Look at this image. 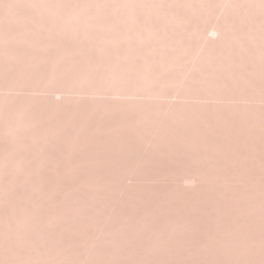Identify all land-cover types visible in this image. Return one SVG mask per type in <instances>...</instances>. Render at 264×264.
<instances>
[{"label": "bare ground", "instance_id": "obj_1", "mask_svg": "<svg viewBox=\"0 0 264 264\" xmlns=\"http://www.w3.org/2000/svg\"><path fill=\"white\" fill-rule=\"evenodd\" d=\"M27 1L29 4V0ZM47 1L44 2V7L42 4L39 5L40 3L35 4L39 5L35 8L40 10V7H42L47 14L51 12L49 15H45L44 18L18 17L20 12L18 14L16 12L18 11L16 10L17 4L15 5L16 16L7 17L6 12L9 11L7 13H10L12 8L6 6V9L9 8L10 10L5 12L6 17L2 15L0 18V86L3 89L5 87L6 94L9 91L14 92L16 89H25L26 91L38 92L36 94L39 96L32 97L29 93V97L24 93L25 96L17 95L19 92L17 90L15 96L21 97H15L13 93V95H0V170H2V166H10L9 169L11 167L13 169H10V171L8 169L9 175L14 174L11 171L13 172L15 168L18 175L20 174L19 176L21 174L24 176L22 167H30V172L40 168L45 173L46 167L53 166L57 168L59 166L61 169L60 166H64L62 176L77 175L83 178L80 184L74 185H81V188L85 186L89 190H94V194L96 191L101 190V192H96L94 196L93 193L92 195L89 194L95 197V201L98 199L104 201L111 190L116 192L118 190V194H120L119 192L124 189H120V182L124 180L128 173H136V175L132 174L135 175L134 177L140 184L128 187L125 186L127 183L124 184L123 198L120 201L118 198L119 204L117 202L116 206H118L115 210V206L111 205L113 210L110 209L111 212H108V216L105 213L103 214L106 217H102L104 219L101 223L99 222L101 225L100 230L98 229V222L95 223L98 219L93 221L99 230L98 233L94 231L95 234H93L95 236L100 235H98V239H95L97 238L95 236V238L93 237L96 246L92 249V253L89 250L88 261L86 260V263L83 264H96V262L98 264V260L102 262V259L115 262H124V260L169 261V259L178 260L181 258L186 260V257L194 258L193 263L195 259L198 262L201 259L208 262V264H264V193L256 195L252 193L241 194L242 183H264V105L168 102L167 100L165 103L162 100L163 103L157 100L159 97H169L175 87V90H179L182 97L185 98L264 102V33H260V31L257 34L246 33L240 36L231 25V19L235 18L234 16L256 18L259 22L264 21V0H218L216 4L220 6H216L218 8L215 12L213 11L214 14L218 15L228 5L225 14H222L223 12L219 13L224 15L221 17L222 21L217 20V22H220L217 23V26L214 24L210 26V23L212 24L210 22V27L207 25L202 33L195 28L196 32L200 33L199 36L202 40L198 42L196 38H199V36L194 33L197 36L195 39L199 45L196 44L197 48H195L194 54H191L192 56H189V53L193 51L195 45L190 47L187 37L183 36L185 43H189H186V48L183 46L184 42L180 47L175 39H159V36L164 37L160 35V32L156 33L159 31L157 29L160 28H154V21L153 29L150 28L147 16L145 19L144 16L140 17L135 13H131V10H126V15L121 17L104 16L101 11L100 15L96 16L83 15V11L79 10L80 5L84 6L82 4H78L79 9H76L78 10L76 13L71 14V9L69 11L71 15H68L64 12L66 9L64 10V7L60 5H63L62 1L59 3L60 0ZM183 1L185 4L186 2H192V0ZM152 2L154 1L151 0ZM180 2L179 4H181ZM193 2H196V0H193ZM203 2H209V0ZM0 3L1 7L5 4L3 0ZM146 3L148 2H145L142 7ZM154 3L157 4V2ZM133 4L131 3V5ZM185 4L183 6H187ZM153 5L156 8L159 7L158 4ZM29 6L32 7L31 3ZM4 7L3 9H5ZM61 7L64 10L63 12ZM97 7L99 11V5ZM152 7L151 5L150 8ZM24 8L26 7L24 6ZM3 9L1 8L0 15L1 12H4ZM209 12H212V10ZM170 15H168V20L173 17V15L169 17ZM190 15L188 14L189 17ZM178 17L183 18V16L175 15V19H178ZM189 17L187 18L189 19ZM192 17L190 19L194 21L198 18L197 16L195 19ZM161 18H158L161 22H165V24L168 22L167 17L164 18L167 22L163 18L161 20ZM181 18L179 19L181 23L178 20L177 22L180 24L185 23L182 22L183 19L181 20ZM145 20H147L146 23L149 24V27L146 26ZM172 21L168 28L171 27ZM156 23L157 21L155 25ZM179 23L175 22V24L180 25ZM186 23L187 27H192ZM232 24H234V21ZM198 25L196 23L194 27H198ZM178 27L180 28L181 25ZM182 27L184 28V26ZM174 28L175 30L171 28L173 32L179 30L176 27ZM202 28L199 26L198 29L202 30ZM185 30L187 31L186 27ZM191 31H193L192 28ZM209 32H212V38H214L213 36L218 38L215 40L209 39L211 45L209 43L207 47L208 41L205 42L204 40ZM180 35L179 33V37L176 38L180 39ZM168 37L170 36L168 35ZM158 39L163 52L165 48V51L168 50L169 53H171L169 49H174L172 55L166 57L167 53L160 52L163 55L167 54L164 58L161 57L159 51L157 53L154 46L157 44ZM149 40L150 43H152V40L154 41L151 48L145 44ZM180 41L178 40V43ZM194 41L193 44H195ZM202 42L207 44L203 47L204 49L207 47V49L205 52L202 49L201 53ZM144 44L145 48L142 47ZM187 44L189 48H187ZM215 45L218 47L215 48ZM244 46L249 47L250 50H246L249 56L244 53L246 52ZM179 47L181 49H178ZM241 48L244 49V52ZM154 49L156 50L154 51ZM186 49L191 51L189 53L188 50L186 51V54H189L188 58L190 57V64L184 65L183 67L187 66V68H181L183 69L182 72L177 66L179 64L177 60L181 61V59H178L181 56L179 53L184 56ZM241 52H243V55H241ZM245 54L247 57H245ZM76 60L79 61L76 63ZM187 60L182 59L184 62H187ZM176 73H178V76ZM62 80L65 82L63 83ZM56 82H59L60 85ZM169 87H173V90H170ZM39 91L51 92L50 95H54L53 97L56 96L55 94L59 96V94L64 93L61 95L64 98L63 100L60 99L62 102H57L52 96L51 98H46L44 95L43 97L40 96ZM168 91L169 94L166 93ZM21 92L23 91L21 90ZM67 93L87 94L91 97L93 95V97L86 96L90 100L83 98L87 101L84 104H81L83 101L77 104V101L82 100L83 96L81 95L82 97L79 100V98L75 99L74 94L67 97ZM31 94L35 96L34 92ZM73 95L74 98L71 99ZM101 95H106L108 99L105 98L106 96L100 98ZM134 95H146L153 99L128 98ZM96 96L97 99H95ZM111 96H119V98L110 99ZM145 150H147L146 153ZM143 151L145 154H142ZM141 155L143 156L141 157ZM27 168L24 172H27L29 169ZM59 168L57 170H60ZM38 169L37 171L34 170L32 176H37L35 172L42 174ZM52 169L50 171L56 173V169L55 171ZM19 171H22V173H19ZM17 172L15 173L17 174ZM41 174L39 176H42ZM58 175L56 176L59 177ZM13 176L11 175V178ZM49 176L47 175L50 180L51 176ZM47 177L45 176L44 179L38 177L43 181L36 178V181L40 180L39 183L38 181L35 183L33 180L35 184L41 183L40 185H42L43 182L44 184L42 186L33 184L30 187L32 189L29 188V184H32V179H35V177L30 178L31 182L28 181V184H25L27 191H30H28L29 196L26 194L28 192H21V194H24H22L24 199L20 193L17 196V191L13 192L14 186L22 185L23 177L19 179L16 176L15 181H13L14 178L7 177V179L0 181V208L4 206L6 210L8 206L7 210H4L5 212L2 211L3 213H1L0 211V215L3 214L5 217V213L9 212V214L6 213L9 215L8 217L6 215V218H2L3 215L0 216L5 220H0V222H4L0 223V226L2 225V228L0 227V237L1 239L2 236L4 237V231H7V229L8 231H5V234L9 232L13 234V232L18 231L16 232L18 234H16L17 243L16 235H5L8 240L13 239L12 241H15L10 240L13 243L12 246L18 249H16L17 251L14 250L15 252L12 251L13 254L10 253L11 255L17 256L21 248L25 251L30 248L29 244L31 245L30 239L32 238L25 237V234L32 227L33 223L31 222H34L33 219L36 218L34 204H31L33 199L27 200L28 197H32L31 194H34L31 190L38 191L37 193L42 195L40 196L41 200H44V203L48 206H52L51 209L54 213L50 212L51 209L47 211L46 207V210L43 211L47 213L44 214L45 218L42 216L43 213L40 217H43L44 220H47L48 216L49 218L53 217L54 219L52 218L51 221L56 218V210H53L55 208L52 205L54 203H48L50 202L48 196L52 192H58L59 189L56 191V188L59 184L56 183L57 186L51 185L52 183L47 180ZM166 180L177 182L179 185L174 183L178 186L172 184L175 187L171 186V189L169 186L164 185L169 188L165 189L164 187H157L156 184L155 186L154 184L147 185L143 183L151 181L162 183ZM10 181L15 182L14 185ZM10 183H12L11 186H9ZM167 183L169 184V182ZM68 185L65 186L67 188L65 191L75 192L72 190H76L73 187L76 188L77 186ZM49 186H52V189ZM67 186L70 187L69 190ZM85 187L84 190H86ZM11 188V193L16 194L11 195L9 192ZM39 189L41 190L39 191ZM46 189L52 190L46 192L47 197L44 196L45 193L43 192ZM63 191H61V195L64 194L63 198L65 199L66 196L68 197V193H63ZM85 192H83L84 195L82 193V196H85L87 201L91 196L88 195L86 199ZM87 192L89 193V191ZM116 192L114 193L117 194ZM97 193L100 194L97 195ZM75 194L77 193L75 192ZM75 194L73 195L75 196ZM13 195L16 198L18 197L17 199L21 197L22 200L19 199V202L24 204L25 200L26 204L30 202L29 204L33 207L28 204L29 208L33 209L34 212L31 210L27 212L28 206H24L22 203L17 205L20 206L17 208L16 204L19 202L15 196L10 199V196ZM119 196L121 197V195ZM60 199L63 200L62 197ZM94 200L92 199V201ZM100 200H98L99 203ZM145 200L148 201L147 204L150 203L152 209L148 210L144 206L146 203L142 204ZM14 201L17 202L14 204ZM92 201L89 203L92 204ZM93 205L98 207L96 203H93ZM77 207L81 208L79 205ZM77 207H75L77 209H75V214H72V218L69 220L76 221L75 218L81 217H78L80 212H78ZM94 207L92 210L96 209ZM103 207L107 208L106 205ZM14 208H17L16 212L18 209L21 211L16 213ZM86 211L88 212V210ZM96 211L94 212L95 216L97 215ZM76 212L79 215L74 217ZM29 213H32L31 216ZM56 213H59V211L57 210ZM99 213L101 215L102 211ZM13 214L19 215L16 217ZM110 214L111 217L107 222L106 220ZM92 216H90L91 219ZM95 216H93V219L98 217ZM64 218L67 217L64 216ZM82 218L84 217L80 218L81 222L85 220H82ZM7 219L8 221H6ZM9 219L11 220L9 221ZM86 219H89L88 222L91 221L89 217ZM28 220L32 221L29 222ZM44 220L42 219L41 222ZM27 221L30 226H28ZM11 222L15 226L10 225ZM81 222L78 224L79 228L82 225L81 227L84 229V225H80ZM93 222L89 223L93 224ZM3 224L7 229L4 228ZM95 224H93L94 227ZM77 228H74V231ZM80 233L77 234L80 235ZM84 234L88 233L85 231ZM83 235L80 240L78 239L79 241H86L83 238L85 235ZM9 236L14 238H9ZM5 237L4 240L0 239V250L5 245ZM42 237L47 239L50 236L47 235L46 237L45 234L44 236L42 234L41 237H38V234H35L32 240L40 239L42 242L44 240ZM87 237L90 236L87 235ZM93 238L90 239L95 245ZM90 239H87V242ZM21 243L22 245H20ZM24 244L28 247L26 248ZM70 244L76 249L77 246H74L72 242ZM18 245L20 246L18 247ZM62 246L65 247V245H61V248H63ZM181 247H184V249H181ZM67 249H70V247L68 248L66 245L65 250L63 249V252L65 251L64 256L68 254L66 253ZM69 252L71 251L69 250ZM25 254L27 253L25 252ZM68 255H66L68 258L64 257L65 262L69 259L70 253ZM5 256L4 254L3 259L1 258L2 255L0 256V264L5 261ZM15 256H12L14 258L10 264L19 263ZM33 259L27 260L33 261ZM27 260L24 261L27 262ZM192 260L190 261L192 262Z\"/></svg>", "mask_w": 264, "mask_h": 264}, {"label": "rangeland", "instance_id": "obj_2", "mask_svg": "<svg viewBox=\"0 0 264 264\" xmlns=\"http://www.w3.org/2000/svg\"><path fill=\"white\" fill-rule=\"evenodd\" d=\"M1 1V0H0ZM35 1V3H33L32 4V2H34ZM43 1V2H42ZM45 1H47V0H41V2H40V0L37 2V0H29V4L31 3V5H32V7L31 6H29V4H28V1L27 0H18V2H17V0H3V3H5V4H3V6L1 7V3H0V10H1V8L3 9V7L5 8V9H3L2 11H4V12H1V15H0V18H1V16L3 15V17H4V15H5V12L7 11V10H10L9 8L8 9H6L8 6L10 7V8H12V10H10V13H12V14H14V15H12V14H10V13H7V12H9V11H7L6 12V15H7V17H10V16H16L17 14H18V12H20V15L18 14V17L19 16H21L22 18H27V17H29V18H34V19H40V18H44V16L45 15H49L51 12H49L48 14L44 11V8H42V7H40V10H39V8H35L36 6L37 7H39V5H41L42 4V6H43V4H44V2ZM62 1V3H63V5L62 4H60L62 7H64V10L62 9V7H61V11L63 12H65V13H68V15H71V14H74V13H76L78 10H76V9H79V5L78 4H82V5H84V6H81L80 5V9L79 10H82L83 11V15H94V16H96V15H100V13L102 12V15H106V16H108V17H113V16H115V17H121V16H123V15H126V10L128 11H130L131 13H135V14H137V15H139L140 17L142 16H144L145 17V19H146V16L148 17L147 19H148V22H150V28H152V25H153V21H154V28H160V29H157V31L158 32H156V33H161L160 35L161 36H164V37H160L159 36V39L160 38H163L162 40H167L168 38H170V39H175V41H177V44H180V47H182V43H183V46L186 48V43H188V42H186L185 43V38L183 37V36H185V37H187V41H189V46L191 47L192 45H195V47L194 46H192V47H194V49L195 48H197V46H196V44H197V40H198V42L200 41V40H202V39H200V37L201 36H199V34L200 33H202L203 31H204V28L208 25V27H210V26H212L213 24L214 25H218L222 20H221V17H223L224 15H221V14H219V13H222V14H225L224 12H226V9H227V6L228 5H226L225 7L226 8H224L223 10H221L219 13H218V15L217 14H214V12H215V10L220 6L219 4H216L217 3V1L218 0H209V2H203L204 0H198V2H197V0H196V2H193V0H192V2H190V3H187L186 2V4H187V6H183L184 4H185V2L183 1V0H181L182 2H180L179 0H153L154 2H157V4L156 3H154V2H152L151 3V0H147V1H143V2H141L140 0L139 1H137V0H125V1H123V0H65V2H64V0H60V1H58V3L59 2H61ZM128 1V2H127ZM131 1V3H134L133 5H131V3H129ZM137 1V2H136ZM161 1V2H160ZM181 3V4H179V2ZM211 1L213 2L212 4H211ZM216 1V2H215ZM8 2V3H7ZM11 2V3H10ZM14 2H16L15 4H14ZM21 2V3H20ZM26 2L27 4H24V3ZM48 2V1H47ZM97 2V3H96ZM121 3V5H120V3ZM145 2H148V3H146V5L147 4H149L148 6H149V8H148V6H144V7H142V5H144L145 4ZM159 2H160V5H159ZM163 2V3H162ZM214 2H215V4H214ZM19 3H20V6H19ZM40 3V4H39ZM64 3H66V4H64ZM137 3V4H136ZM139 3V4H138ZM143 3V4H142ZM161 3H162V5H161ZM168 3V4H167ZM191 3H192V5H191ZM195 3H196V5H195ZM221 3V2H220ZM6 4H8V5H6ZM18 6H17V5ZM35 4H39V5H35ZM153 4H155V5H157V6H159V7H157L156 8V6H154ZM185 4V5H186ZM197 4H199V5H197ZM209 4V5H208ZM211 4V5H210ZM14 5V7H12V6ZM15 5H16V8H15ZM66 5V6H65ZM97 5H99V11L97 10ZM124 7H123V6ZM130 5V6H129ZM153 6L152 8H150V6ZM176 5V6H175ZM181 5V6H180ZM7 6V7H6ZM24 6L26 7V8H24ZM93 6V7H92ZM121 6V7H120ZM188 6H191L190 8L188 7ZM194 6H195V8H194ZM216 6H218V7H216ZM29 7H31V8H29ZM44 7V6H43ZM74 7H75V9H74ZM81 7H82V9H81ZM123 7V8H122ZM125 7H126V9H125ZM174 7V8H173ZM177 7V8H176ZM21 8V9H20ZM129 8V9H128ZM165 8V9H164ZM185 8V9H184ZM192 8V9H191ZM18 10V11H16V10ZM25 9V10H24ZM72 9V10H71ZM74 9V10H73ZM84 9V10H83ZM95 9V10H94ZM134 11H133V10ZM154 9H156V10H154ZM163 9V10H162ZM175 9V10H174ZM184 9V10H183ZM22 12H21V11ZM41 10H43L42 11V13H41ZM71 10V12H69ZM162 10V11H161ZM210 10H212V12H209ZM17 12V14H16V12ZM26 11V12H25ZM40 11V12H39ZM101 11V12H100ZM157 11V12H156ZM161 11V12H160ZM181 11V12H180ZM214 11V12H213ZM13 12H15V13H13ZM25 12V13H24ZM28 12H29V14H28ZM31 12V13H30ZM99 12V13H98ZM4 13V14H3ZM23 14V16H22V14ZM71 13V14H70ZM170 13H171V15H170ZM8 14H10L9 16H8ZM27 14H28V16H27ZM35 14V15H34ZM44 14V15H43ZM167 14V15H166ZM188 14H193V15H195V16H191L190 15V17H192L193 19H195L196 18V16L200 19V23L198 22L199 21V19L198 18H196V22L194 21V20H192V19H190V17L188 16ZM212 14V15H211ZM215 15V17H216V19H215V17H214V15ZM6 15H5V17H6ZM43 15V16H42ZM165 15V16H164ZM168 15H170L169 17H172V15H173V17H172V19L174 18L175 19V15L176 16H183V18H181V17H178V19H173V21H172V19L171 20H168ZM221 15V16H220ZM156 16H160V17H157L156 18ZM189 17V19L186 17ZM218 16V17H217ZM165 18V17H167V20H168V22L166 21V19H164L167 23L165 24V22H161L159 19L160 18ZM214 17V18H213ZM220 17V18H219ZM235 18H233V19H231L232 20V23H233V21H234V24H232L231 23V25H233L232 27L234 28V31H236L237 33H239V35L241 36V34H246V33H259L260 31V33H264V21L262 20L261 22H259L256 18H252V19H250V18H241V17H238V16H234ZM149 18H150V20H149ZM159 18V19H158ZM162 18H161V20H162ZM181 18V20H182V22H188V23H186L187 25H189L192 29H193V31H191V28H189V27H187L186 25H185V23H183V24H180L181 22L179 21V19ZM217 18H219V19H217ZM152 19V20H151ZM184 19H187V20H189V21H187V20H184ZM212 19H214V20H212ZM255 21H254V20ZM157 21V23H156V25H155V22ZM177 20L180 22H177ZM215 20H216V22H215ZM217 20L218 21H220V22H217ZM146 21L147 20H145V23H146ZM172 21V24H171V27L170 28H168L170 25V22ZM194 21V23H192ZM202 21V22H201ZM252 21V22H251ZM258 21V22H257ZM151 22H152V24H151ZM175 22L176 23H179L180 25H181V29L178 27V26H180V25H178V24H175ZM210 22H212V24L210 23ZM256 22V23H255ZM175 25H177V26H175ZM189 23H191L192 25H190ZM196 23H197V25L198 24H200V25H198V27H194L195 25H196ZM209 23H210V26H209ZM218 23V24H217ZM243 23H244V25H243ZM147 25V27H149V24L148 23H146ZM168 25V26H167ZM174 25V27H176V28H178L179 30L177 31H172L173 29L175 30V28L174 27H172ZM234 25H236L235 27H234ZM160 26V27H159ZM163 26V27H162ZM182 26H184V28L182 27ZM199 26H200V28H202L201 26H204L203 28H202V30L201 29H198L199 28ZM255 26V27H254ZM185 27H186V29H187V31L185 30ZM194 27V28H193ZM171 28H173V29H171ZM190 30H189V29ZM200 32V33H198V32H196V29ZM237 30H236V29ZM153 29V28H152ZM161 29H163V30H161ZM168 29H169V31H168ZM171 29V30H170ZM195 29V30H194ZM167 30V31H166ZM184 30V31H183ZM190 31V33H189V31ZM179 31H182V32H179ZM185 31H186V33H185ZM195 31V32H194ZM243 31V33H241ZM167 32V33H166ZM169 32H170V34H169ZM175 35V37H173L174 35L172 34V33ZM184 32V33H183ZM193 32V33H192ZM179 33L181 34L180 35V39H178V38H176V37H179L178 35H179ZM194 33H197L196 35L197 36H199V38L194 34ZM170 36V37H168V35ZM167 35V36H166ZM166 37V38H165ZM182 37V38H181ZM191 37H193V38H191ZM197 37V38H196ZM210 37V38H209ZM214 38H212V32H209V34H208V36H207V38L204 40L205 42H207V44L205 43V42H202V44H201V46L202 47H200L201 49H200V52L202 53V49L204 50V52H205V50L207 49V47L209 46V43H210V45H211V42L209 41V39H211L212 38V40H215V39H217L218 37H216V36H213ZM216 37V38H215ZM165 38V39H164ZM197 40H196V39ZM159 39L156 41V43L157 44H155V46H154V48H156L157 49V53H158V51H159V54L160 55H162L161 57H164V58H166V57H168L169 55H172V52H173V50L174 49H169V51H171V53H169L168 52V50H166L165 51V49H164V52L165 53H167V54H165V55H163V54H161L160 52H163V50H162V47L159 45ZM192 39H193V41L194 40H196V41H194V43L195 44H193V41H192ZM169 40V39H168ZM178 40L180 41V40H183V41H180L179 43H178ZM148 42V43H147ZM145 44H146V46L148 47V46H150V48L152 47L151 45L153 44L154 45V41L152 40L151 42L152 43H150V40L149 41H147ZM145 44L142 46V47H144L145 46ZM188 44H187V48H189V46H188ZM157 45H159V46H157ZM197 45H199V43L197 44ZM204 45H207V47L204 49L203 47H205ZM145 46V47H146ZM144 47V48H145ZM178 48V49H181V48ZM183 47V48H184ZM215 48L216 47H218L217 45H215L214 46ZM245 47V48H244ZM243 48L245 49V51L246 50H248L249 49V47L248 46H244ZM248 47V48H247ZM164 48V47H163ZM156 49H154V51L156 50ZM159 49V50H158ZM177 49V50H178ZM194 49H192L193 51L191 52V51H189V49H186L185 50V55L183 56L182 55V53H179L181 56L180 57H184V58H178V55H177V58L178 59H181V61H178L177 60V62L179 63L177 66L180 68V70H182V72H183V69H181V68H187V66H185V67H183L184 65H188V64H190V57L188 58V55L189 56H192L191 54H194V51H196V49L194 50ZM244 49H242L241 48V50H243V52H244ZM176 50V49H175ZM188 50V51H187ZM250 50V49H249ZM248 50V51H249ZM179 51V50H178ZM189 53V52H191V53H189L188 55L186 54L187 52ZM248 51H246V52H244V53H246L247 55H248ZM163 52V53H164ZM243 52H241V55H243ZM183 53V54H184ZM200 53V54H201ZM245 54V55H246ZM167 55V56H166ZM244 55V56H245ZM247 55L245 56V57H247ZM158 56V55H157ZM166 56V57H165ZM187 56V57H186ZM197 56H198V54H197ZM249 56V55H248ZM150 58H152L151 56H150ZM149 58V59H150ZM153 59V58H152ZM182 59L183 60H187V62H184V61H182ZM79 61V60H78ZM77 60H76V63L78 62ZM196 62H197V60H195ZM185 64H184V63ZM189 62V63H188ZM75 63V62H74ZM73 63V64H74ZM180 63H183V64H180ZM182 66V67H181ZM178 68V69H179ZM177 69V68H176ZM177 69V70H178ZM184 69V70H185ZM179 70V71H180ZM69 74V73H68ZM176 75L178 76V73H176ZM62 82L64 83L65 81L64 80H62ZM62 82L60 81V83L62 84ZM57 83H59V82H56V84ZM60 83H59V85H60ZM170 88V87H169ZM168 88V89H169ZM173 87H171L170 88V90H173V92H171L170 90V92H171V94L169 95V97H159L157 100L158 101H168V102H181V101H183V102H207V103H211V104H213V102H215L214 104H216V103H247V105H248V103H250L249 105H251V106H255L256 104L258 105V104H261V105H264V102H258V101H254V102H244V101H241V102H239V101H237V102H235V101H231V100H224V99H220V100H214V99H208V98H185V97H182V95L180 94V92H179V90L177 91V90H175V87L172 89ZM4 89H5V87H4ZM3 88H1V86H0V95L2 94H6V89L4 90ZM19 91V92H21V90L23 91V92H21V93H19L18 92V94L16 93L17 91ZM16 90H14V92L13 91H9L7 94L9 95H13V96H15L16 94L17 95H19V94H21V96H25V95H23V93L24 94H26V96L28 95V97H29V94H30V96H32V97H37L38 95V92H35V91H30V90H25V89H16ZM50 90V89H49ZM6 91V92H5ZM166 92V93H170V92ZM27 92V93H26ZM34 92V94H35V96H33V94H31V93H33ZM13 93V94H12ZM29 93V94H28ZM37 93V94H36ZM6 94V95H7ZM39 94H40V96L42 95V97H43V95L44 96H46V98L47 97H50L51 98V96L53 97L54 95H50L51 94V92H42V91H39ZM55 94V93H54ZM62 94H64V93H62ZM61 94V95H62ZM68 94V95H67ZM67 94H65V95H67V97H69V95H72V94H74L75 95V99H78L79 98V100H80V97H82V100H80V101H77V104H78V102H82L83 101V103H81V104H84L86 101H87V99L86 100H83V98H88V97H90V98H92L93 97V95H92V97H91V95H87V94H78V93H72V94H69V93H67ZM167 94V95H168ZM48 95V96H47ZM50 95V96H49ZM56 96L55 97H53L54 98V100L56 99V101L57 102H62V100H63V98L64 97H61V95L59 94V96H58V94H55ZM74 95L72 96V98L71 99H73L74 98ZM82 95V96H81ZM21 96H15V97H21ZM59 98H58V97ZM86 96H88V97H86ZM106 96V95H105ZM104 95L102 96H100V98H103V97H105ZM39 97V96H38ZM57 97V98H56ZM61 97V98H60ZM71 97V96H70ZM95 97V96H94ZM99 97V96H98ZM111 97H113V96H111ZM110 97V99H114V98H116V99H118L119 98V96H117V97H113V98H111ZM45 98V97H44ZM105 98H107V96L105 97ZM128 98H132V99H143V100H148V99H153L152 97H149V96H146V95H134V96H130V97H128ZM59 101H58V100ZM60 99H62L61 101H60ZM66 99V98H65ZM64 99V100H65ZM95 99H97V96H96V98ZM99 99V98H98ZM108 99V98H107ZM88 100H90L89 98H88ZM93 100H94V98H93ZM115 100V99H114ZM162 101V102H163ZM166 101V102H167ZM163 102V103H164ZM165 102V103H166ZM80 104V103H79ZM253 104V105H252ZM146 151L147 150H145V153H146ZM144 153V151L142 152V154ZM144 153V154H145ZM137 155V154H136ZM143 155H141V157H142ZM131 166V165H130ZM9 167L10 166H2V170H0V181H2L3 179H7V177H9V178H11V175H14L13 176V178H11V179H13V181H15V177L17 176V177H19V179H21L22 177V179H23V182H21V186H17V184H15L17 187H15L14 186V191L13 192H15V191H17L18 193H17V196H18V194L20 193V195L22 196V198H23V195L21 194V192H28L27 191V187H26V183L28 182V181H30L31 182V179H32V177L34 178L35 177V179H32V181L34 180L35 181V183L38 181H36V178H38V177H42L43 179H44V177L46 176L47 177V175H50L51 176V178H50V180L48 179V177H47V180H49V181H51V183L49 182V181H47V182H49L51 185H55V186H57L56 185V183H58L59 184V188L57 187L56 188V191H57V189H59L58 190V192H55V193H53L52 192V194H48L49 196L48 197H50V200H49V198H48V200L50 201V202H48L49 204L50 203H54V204H52L53 205V207L55 208V209H53V210H56V212H57V210L59 211V213H56L55 212V220L54 221H51V219L53 218V217H51V218H49V216L47 217V220L45 219L44 220V214H47V213H44L43 211L44 210H46L45 208L47 207V211H50V209H51V207L52 206H48L47 204H45L44 203V200H41V197L40 196H42V195H39L37 192H35L36 190H31L34 194H31L32 195V197L30 198V197H28L29 199H27V200H30V199H33L32 201H33V203H32V201H31V204H34L33 206H34V210H35V212H34V210L32 209H30L29 208V205H31V204H29L30 202H28V204H26V200H25V204L23 203V202H19L18 200L19 199H21V197L19 198V199H17L16 198V196L15 195H13V196H10V199H12L14 196H15V198H16V200L19 202L18 204H16V207L17 208H19L17 205H19V204H23L24 206H28V208H27V212L28 211H32V212H34L35 214H36V218H34L33 220H35L34 222H31L32 220H28L29 222H31V223H33L32 224V229L30 228V231H28V233H26V234H28V235H26L25 234V237L27 236L28 237V239H30V238H32L33 239V237L35 236V234L37 235L38 234V237L40 236H42V234H43V236H44V234H45V236L47 237V235H49L50 237L48 238L47 237V239H44L43 237H42V239H44L42 242H41V240L40 239H35V240H32V239H30L31 240V245L29 244V242H28V244H29V246H30V248H28L27 250H23L22 248L20 249V251H18L19 253H18V257L17 256H15V255H11V254H13L12 253V251H14V250H16L17 248H15L14 246H12L13 245V243H11L10 242V240H8V238H7V236L5 237V235L6 234H12V233H6L5 234V231H4V237H5V242H4V247L2 246V248H4V249H2L1 248V250H0V256L2 255V259H3V255L5 254L6 256L4 257V259H5V261L3 262V264H5V263H11L12 261L11 260H13V258H12V256H15L16 258V260L18 261L19 260V263L18 264H75L76 262H78V263H76V264H83V263H86V260L88 261V257H89V255H90V252L92 251V249H94L95 248V246H96V242H95V239H98V235H100V234H98L97 236H95L94 234H95V232L96 233H98L99 232V230H100V223H101V221L106 217L105 215L107 214V216H108V212H111L112 210H113V206H115L114 207V210L117 208V206H116V204H117V202H118V198H119V201L121 200V198H123L122 196H123V194H124V192H122V190H124L125 189V187H124V184L125 183H127V185L125 184V186L126 187H128V186H133V185H136V184H140V182L134 177L135 175H136V173H134V172H131V173H128V175L124 178V180L123 181H121V182H123L122 184H121V182H120V184L119 185H121V187H120V189L121 188H124V189H122L121 190V192H119L120 194H118V190H117V192L116 191H110V192H108L109 194H107V198L103 201V200H100V199H98V200H100V203H99V201L97 202V201H95L94 199H95V197H92L91 195H92V193L94 192V190H89L87 187H85V186H82L83 188L85 187L86 188V190H84L83 188H81V185H74V184H80V181H81V179H83L81 176H77V175H71L73 172L71 171V177L68 175H63V176H65V177H63L62 176V172H63V170H64V166H60L61 167V169L59 168V166H57V168H59L60 170H62V168H63V170L62 171H60V170H57V168H54L53 166L51 167V166H49V168L51 167V169L53 170V171H55V169H56V173H54V172H52V171H50L51 169H49L48 167H46L47 168V170L45 169V166H43V168L46 170V172L44 173L43 171H41L40 170V168L38 169V171L39 172H42V176H39L40 174L38 173V172H35L36 174H37V176H35V175H33L32 176V174H34V170L35 171H37V169H34V170H32V172H30V167H22L23 168V170L25 171L26 170V168L29 170H27V172H24L23 171V173H24V176L21 174V176H19L18 175V172H17V170H15V168H14V170H15V172H17V174L14 172V170H13V172L11 171V173H14V174H10L9 175V171H10V169L12 170L13 168L11 167L10 169H9ZM20 168V167H19ZM19 168H17L18 170H20ZM32 168V167H31ZM42 168V167H41ZM42 168V169H43ZM0 169H1V166H0ZM8 169H9V171H8ZM43 169V170H44ZM44 170V171H45ZM136 170H137V168H136ZM48 171V172H47ZM57 172H58V174H57ZM59 172H61V173H59ZM136 172V171H135ZM19 173H22V171L20 172L19 171ZM49 173V174H48ZM132 173H134L135 175H133ZM26 174V175H25ZM39 174V175H38ZM44 174H45V176H44ZM7 175V176H6ZM16 175V176H15ZM56 175H58L59 177H57ZM32 176V177H31ZM49 176V177H50ZM62 176V177H61ZM56 177V178H55ZM79 177V178H78ZM31 178V179H30ZM54 178V179H53ZM10 179V180H11ZM30 179V180H29ZM38 179H40V180H42L41 178H38ZM16 180H18V179H16ZM40 180L38 181V183L40 182ZM9 181V180H8ZM34 181L32 182V184H29L28 186H29V188L31 187V185H33V184H35L34 183ZM43 181V180H42ZM41 181V182H42ZM55 183H53V182ZM83 181V180H82ZM138 181V182H137ZM171 180H166V182L165 181H162V183H158L159 185H161V186H159L157 183H156V181L155 182H143L144 184H150V185H157V187H164L165 189L167 188V187H165L164 185H167V186H169V188L171 187V186H173V188L175 187V186H178L179 185V183H177V182H170ZM10 182H12V181H10ZM16 182H19V181H16ZM46 182V183H47ZM165 182V183H164ZM167 182H169V184L167 183ZM13 183V182H12ZM12 183H10V185L9 186H11V184ZM15 183V182H14ZM14 183L12 184V185H14ZM37 183V184H38ZM84 183V182H83ZM142 183V182H141ZM174 183H177V184H174ZM28 184V183H27ZM37 184H35V185H37ZM41 184V183H40ZM40 184H38V185H40ZM44 184V182L42 183V185ZM68 184H73L72 186H77L76 188L75 187H73L74 189H76V190H72L73 188L71 187V190L72 191H75L77 194H75V192H66L65 190H67V188L65 187L66 185H68ZM81 184H82V182H81ZM172 184H174V185H172ZM42 185H40V186H42ZM70 185H68V186H70ZM155 185V186H156ZM246 187H245V186ZM24 186V187H23ZM64 186V187H63ZM67 186V187H68ZM250 186V187H249ZM257 186V187H256ZM26 187V188H25ZM51 187V189H52V186H49V188ZM9 188V187H8ZM12 188H13V186H12ZM12 188L10 189V193H11V190H12ZM16 188V189H15ZM19 188V189H18ZM25 190H24V189ZM28 188V189H29ZM35 188V187H34ZM33 188V189H34ZM42 188V187H41ZM48 188V187H47ZM63 188V190L65 191H63V190H61ZM69 188L70 187H68V190H69ZM163 188V189H164ZM169 188H167V189H169ZM172 188V189H173ZM191 188H193V187H191ZM30 189H32V188H30ZM51 189H48V190H51ZM54 189V188H53ZM129 189V188H128ZM128 189H126V190H128ZM171 189V188H170ZM22 190V191H21ZM41 189H39V191H40ZM48 190L46 189V191H43L44 193H45V195L44 196H46V192H48ZM52 191V190H51ZM55 191V190H54ZM61 191H63V193H68V197L66 196L65 197V199L63 198L64 197V194H62L61 195ZM85 192V194H86V199H87V196L89 195V194H91V195H89V196H91V198L90 199H88L87 201L85 200V196H82V193L83 192ZM87 191H89V193L87 192ZM96 191V190H95ZM99 192H101V190H98ZM98 191H96V192H98ZM260 191V192H259ZM30 192V191H29ZM29 192L28 193H26L28 196H29ZM96 192H95V194L93 193V196L94 195H96ZM112 192H113V194H112ZM114 192H116L117 194H115ZM39 193H41V192H39ZM43 193V194H44ZM244 194V193H248V194H253V195H256V194H258V193H264V183H253V184H250V183H248V184H245V183H242L241 184V194ZM12 194H16V193H11V195ZM25 194V195H26ZM42 194V193H41ZM73 194H75V196L73 195ZM98 194H100V193H97V195ZM57 195V196H56ZM61 195V196H60ZM83 195H84V193H83ZM114 195V196H113ZM117 195V196H116ZM119 195H121V197L119 196ZM44 196H43V198H44ZM52 196V197H51ZM12 197V198H11ZM47 197V196H46ZM60 197H62V199L63 200H61L60 199ZM71 197H73L72 199H74V200H72L71 199ZM98 197V196H97ZM96 197V198H97ZM111 197V198H110ZM26 198H27V196H26ZM39 198V199H38ZM42 198V199H43ZM66 198H68V199H66ZM117 198V199H116ZM24 199V198H23ZM56 199V200H55ZM71 199V200H70ZM92 199L94 200V201H92ZM113 199H114V201H113ZM14 200V199H13ZM22 200V199H21ZM20 200V201H21ZM92 201V204H90L91 203V201ZM117 200V201H116ZM17 201H14V204H15V202H17ZM24 201V200H23ZM41 201H43L42 203H41ZM51 201H53V202H51ZM72 201V202H71ZM86 201V202H85ZM112 201V202H111ZM13 202V201H12ZM47 202V201H46ZM84 202L86 203V205L84 204ZM90 202V203H89ZM103 202V203H102ZM111 204H110V203ZM144 202V201H143ZM147 200H145V202L144 203H142V204H145L146 203V205H144V206H146V208L148 209V210H150V209H152L151 208V205H149V204H147ZM37 203V204H36ZM93 203L95 204L96 203V205L99 207H94V205H93ZM83 204H84V207H83ZM90 204V205H89ZM102 205V207H101V205ZM115 204V205H114ZM118 204H119V202H118ZM1 205V204H0ZM2 205H4V204H2ZM6 206H7V204H5ZM81 206V208H78L77 206ZM89 205V206H88ZM100 205V206H99ZM104 205H106V207L107 208H104L103 206ZM108 205V206H107ZM110 205V206H109ZM111 205H113V206H111ZM32 205H31V207H33ZM75 207H77L78 208V212H80V215L76 212V215H74V217H76L77 215H79L78 217H84V218H82V220L83 219H85V220H83V222H81V217L80 218H78V219H74V217H73V219L74 220H78L79 221V219H80V221L79 222H81L80 223V225L81 224H83L84 225V229H82V225L80 226V228H79V222H78V224H77V222L76 221H71V220H69V219H71L72 218V214H75L74 212H75ZM83 207V208H82ZM93 207H94V209L95 210H92L93 209ZM111 207V208H110ZM2 209L4 208V206L3 207H1ZM0 208V211H1V213H3L2 211H4L5 210V208L2 210ZM7 208H8V206L6 207V210H7ZM16 208V209H17ZM22 208V207H21ZM24 209H25V207H23ZM101 208V209H100ZM16 209L14 208V211L16 212ZM29 209V210H28ZM83 210V211H79V210ZM88 210V212L86 211V210ZM103 209H104V211H103ZM110 209H111V211H110ZM5 210V211H6ZM19 210V209H18ZM17 210V212H20L21 210H19L18 211ZM39 210V211H38ZM72 210H73V213H72ZM77 210V209H76ZM85 210V211H84ZM90 210V211H89ZM97 210V211H96ZM107 212H106V211ZM178 210V209H177ZM181 210V209H180ZM179 210V211H180ZM4 211V212H5ZM8 211H9V209H8ZM12 211V210H11ZM10 211V212H11ZM14 211H12V212H14ZM97 212L96 214V216H98V217H96L95 216V213L94 212ZM102 211V213H101V215H100V213L99 212H101ZM16 212V213H17ZM25 212H26V210H25ZM37 212V213H36ZM46 212V211H45ZM50 212H52V213H54L53 211H52V209H51V211ZM81 212H83L82 213V215H81ZM88 214H87V213ZM113 212H115V211H113ZM113 212H112V214H113ZM7 214H9V212H6ZM5 213V217H4V215L3 214H1L0 216L2 217V215H3V217L2 218H6V214ZM42 213H43V215H42ZM84 213H86V214H84ZM94 213V215L93 216H95L96 218H94L93 219V216H92V214ZM105 213V217L103 216V214ZM20 214V213H19ZM18 214V215H19ZM28 214V213H27ZM30 214H32V213H29V215ZM35 214H33V215H35ZM49 214V213H48ZM13 215H15L16 217L18 216L17 214H13ZM43 216V217H40V216ZM84 215V216H83ZM88 216L90 219H91V217L90 216H92V219H91V221H89V222H93V221H95V220H97L98 219V221H96L95 223H97L98 222V227H97V225L93 222V224H95V227H94V225L92 224V223H89L88 222V220L86 219V218H88V217H85V216ZM9 215H7V217H8ZM31 216V215H30ZM51 216H53V214H51ZM64 216L65 217H67L68 218V216H69V218L67 219V218H64ZM13 217V216H12ZM102 217H104L103 219H102ZM110 217H111V214L109 215V218L106 220L107 222H108V220L110 219ZM2 218H0V220L2 219ZM44 220V221H42L41 222V220L42 219ZM31 219V218H30ZM41 219V220H40ZM54 219V218H53ZM52 219V220H53ZM72 219V220H73ZM2 220H4V219H2ZM11 219H9V221H10ZM5 221V220H4ZM6 221H8V219L6 220ZM27 221V223L29 224L28 226H30V223ZM65 222V223H64ZM70 222V223H69ZM71 222H73V223H75V224H72ZM86 222V224H84ZM100 222V223H99ZM0 223H4V222H0ZM8 223V222H7ZM6 223V224H7ZM40 223V224H39ZM42 223V224H41ZM10 225L12 224V225H14L12 222L11 223H9ZM8 224V226H10ZM51 224V225H50ZM67 224V225H66ZM4 225V228H6L5 227V224H3ZM40 225V226H39ZM62 225V226H61ZM73 225V226H72ZM78 225V226H77ZM2 226V225H1ZM0 226V227H1ZM15 226V225H14ZM78 227L77 229H75V231H74V228H76V227ZM11 227V226H10ZM10 227H8L9 229H10ZM13 227V226H12ZM36 227V228H35ZM51 227V228H50ZM55 227V228H54ZM2 228V227H1ZM3 228V229H4ZM39 228V229H38ZM68 228V229H67ZM99 230H98V229ZM7 229V228H6ZM12 229V228H11ZM46 229V230H45ZM70 229V230H69ZM80 229V230H79ZM83 231H82V230ZM15 230V229H14ZM13 230V231H14ZM28 230V229H27ZM72 230V231H71ZM78 230V231H77ZM7 231H8V229H7ZM6 231V232H7ZM10 231V230H9ZM12 231V230H11ZM76 231H77V233H79V232H81L80 233V235L79 234H77L76 233ZM86 231V233H88V234H84L85 235V237L87 238V239H90L91 237L93 238L94 236L95 237H97V238H93L94 239V244L95 245H93V241H91V239H90V241L89 242H87L88 240L85 238V237H83L86 241H84V240H82V241H79L80 239H81V237H82V235H83V233ZM95 231V232H94ZM16 232H18V231H16ZM16 232H13V234H12V236H15L17 233ZM56 232V233H55ZM60 232V233H59ZM94 233V234H93ZM41 234V235H40ZM91 234V235H90ZM3 235V234H2ZM1 235V236H2ZM18 235V234H17ZM17 235H16V240H17ZM83 235V236H84ZM87 235H89L90 237H87ZM93 235V236H92ZM11 236V237H12ZM21 236V235H20ZM19 236V237H20ZM70 236V237H69ZM4 237L2 236V239H1V237H0V239L1 240H4ZM10 236H9V238H11ZM45 237V238H46ZM7 238V239H6ZM12 238H14V237H12ZM22 238V237H21ZM21 238H19V239H21ZM23 238H24V236H23ZM82 238V239H83ZM27 239V240H28ZM54 239V240H53ZM79 239V240H78ZM92 239V240H93ZM13 240V239H12ZM11 240V241H12ZM24 240H25V238H24ZM23 241V240H22ZM21 241V242H22ZM26 241V240H25ZM33 241V242H32ZM97 241V240H96ZM12 242H15V241H12ZM18 242V240L16 241V243ZM40 242V243H39ZM59 242V243H58ZM69 242V243H68ZM72 242V244H74V246H77L76 247V249H75V247H73L70 243ZM79 242V244L77 245V243ZM85 243V245L87 244V246H85V245H83L84 243ZM10 243V244H9ZM24 243V242H23ZM43 243V244H42ZM46 243V244H45ZM69 245H68V244ZM76 243V244H75ZM83 243V244H82ZM92 244V248H91V244ZM27 244V243H26ZM81 244H82V246H81ZM3 245V244H2ZM16 245V244H15ZM20 245H22V243L20 244ZM20 245H18V247L20 246ZM46 247H45V246ZM61 245H65V247H66V245L68 246V248L70 247V249H67L66 250V253H70V257H69V259H67V261L65 262V260L66 259H64V257H66V255H68V254H66L65 256H64V252H63V249L65 250V247H63V248H61ZM89 245V246H88ZM24 246L26 247V245L24 244ZM24 246H22V247H24ZM56 246H58V247H56ZM27 247H28V245H27ZM26 247V248H27ZM34 247H35V249H34ZM86 247V248H85ZM25 248V249H26ZM39 248V249H38ZM56 248V249H55ZM62 250H61V249ZM184 249V247H181V249ZM18 250V249H17ZM16 250V251H17ZM41 250V251H40ZM69 250L71 251V252H69ZM87 250V251H86ZM89 250H90V252H89ZM1 251H2V253H1ZM9 253H8V252ZM33 251V252H32ZM15 252V251H14ZM25 252L27 253V254H25ZM86 252V253H85ZM89 252V253H88ZM93 252V251H92ZM91 252V253H92ZM11 253V254H10ZM36 253V254H35ZM50 253V254H49ZM60 253V254H59ZM88 253V254H87ZM72 254V255H71ZM57 255V256H56ZM55 256V257H54ZM69 256V255H68ZM68 256L66 257V258H68ZM75 256V257H74ZM88 256V257H87ZM34 259H33V258ZM36 257H37V259H36ZM19 258V259H18ZM41 258V259H40ZM48 258V259H47ZM60 258V259H59ZM190 257H186V260H183L184 258H181L182 259V261H181V259H178V260H174V259H169V261L167 260H153V261H143V260H139V261H133V260H124V262H122V261H118V262H115V261H111V260H105V259H102L103 261L101 262V260H98V264H142L143 262V264H208V262H206V261H203V260H201V259H199V262H198V260H196L195 259V262L193 263V261H194V258H190ZM14 259V260H15ZM27 260V259H29V260H31V259H33V261H28L27 260V262H25L24 260ZM189 261H188V260ZM70 260V261H69ZM151 260V259H150ZM190 260H192V262L190 261ZM200 260H201V262H200ZM47 261V262H46ZM100 261V262H99ZM132 261H133V263H132ZM174 261V262H173ZM202 261H203V263H202ZM2 262V261H1ZM71 262V263H70ZM80 262V263H79ZM189 262V263H188ZM242 262V261H241ZM2 264V263H1ZM96 264H97V262H96Z\"/></svg>", "mask_w": 264, "mask_h": 264}]
</instances>
